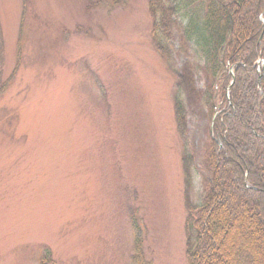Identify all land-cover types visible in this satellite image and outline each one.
I'll list each match as a JSON object with an SVG mask.
<instances>
[{
	"label": "rangeland",
	"instance_id": "1",
	"mask_svg": "<svg viewBox=\"0 0 264 264\" xmlns=\"http://www.w3.org/2000/svg\"><path fill=\"white\" fill-rule=\"evenodd\" d=\"M152 31L148 0H0V264H188L212 119Z\"/></svg>",
	"mask_w": 264,
	"mask_h": 264
},
{
	"label": "trees",
	"instance_id": "2",
	"mask_svg": "<svg viewBox=\"0 0 264 264\" xmlns=\"http://www.w3.org/2000/svg\"><path fill=\"white\" fill-rule=\"evenodd\" d=\"M148 8L162 60L212 119L198 205L192 157L181 156L188 264H264V0H148ZM176 45L188 59L180 68ZM199 79L206 89L195 86ZM174 111L183 138L184 100L175 99Z\"/></svg>",
	"mask_w": 264,
	"mask_h": 264
},
{
	"label": "water",
	"instance_id": "3",
	"mask_svg": "<svg viewBox=\"0 0 264 264\" xmlns=\"http://www.w3.org/2000/svg\"><path fill=\"white\" fill-rule=\"evenodd\" d=\"M263 68H264V61H263Z\"/></svg>",
	"mask_w": 264,
	"mask_h": 264
}]
</instances>
